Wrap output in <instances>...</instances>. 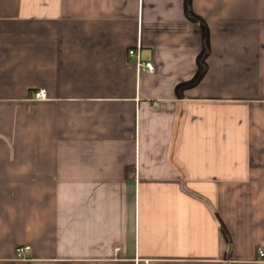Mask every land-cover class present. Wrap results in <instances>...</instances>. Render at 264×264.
<instances>
[{
  "label": "crops",
  "instance_id": "obj_1",
  "mask_svg": "<svg viewBox=\"0 0 264 264\" xmlns=\"http://www.w3.org/2000/svg\"><path fill=\"white\" fill-rule=\"evenodd\" d=\"M260 248L264 0H0V264Z\"/></svg>",
  "mask_w": 264,
  "mask_h": 264
},
{
  "label": "built area",
  "instance_id": "obj_2",
  "mask_svg": "<svg viewBox=\"0 0 264 264\" xmlns=\"http://www.w3.org/2000/svg\"><path fill=\"white\" fill-rule=\"evenodd\" d=\"M128 56L131 60L134 61L136 66L139 68L141 72H149L153 73L155 68L154 65L151 61H145L142 56H141V48L140 46L130 49L128 52ZM35 98L38 100H43L46 99V92L45 90H40L36 95ZM31 251L30 246H19L16 249V256L18 259H25V257L29 254ZM259 256L261 258L264 257V249L260 248L258 250ZM144 264H160L159 262L151 261V260H146L144 261Z\"/></svg>",
  "mask_w": 264,
  "mask_h": 264
}]
</instances>
